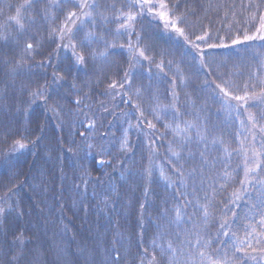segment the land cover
<instances>
[{"label": "trees", "instance_id": "16d2710c", "mask_svg": "<svg viewBox=\"0 0 264 264\" xmlns=\"http://www.w3.org/2000/svg\"><path fill=\"white\" fill-rule=\"evenodd\" d=\"M262 25L264 0H0V264H264Z\"/></svg>", "mask_w": 264, "mask_h": 264}, {"label": "snow or ice", "instance_id": "6c2138e0", "mask_svg": "<svg viewBox=\"0 0 264 264\" xmlns=\"http://www.w3.org/2000/svg\"><path fill=\"white\" fill-rule=\"evenodd\" d=\"M86 6H87L86 4H81L80 5L81 8L86 7ZM161 7H163V5H161ZM73 16H75V13H69L68 19L71 20ZM128 19L131 20V19H134V17L129 16ZM21 27H22V25H21ZM262 27H264V25H262ZM177 31H179V29H177ZM245 39H255V37H245ZM260 39H264V35L260 36ZM32 47H33V45L31 43L27 44V48L28 49H32ZM72 47H73V54L76 56V63L77 64L83 63L84 57L76 54V52H75V45H73ZM141 55H143V53H141ZM53 82L54 83H58L59 80L58 79H55ZM221 91H223V89H221ZM40 94H42V93H40ZM33 95H36V93H33ZM236 99L239 100V99H242V98L241 97H236ZM19 147L20 148H24V145L21 144V145H19Z\"/></svg>", "mask_w": 264, "mask_h": 264}]
</instances>
